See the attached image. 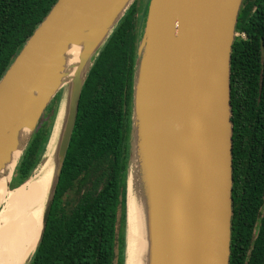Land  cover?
I'll use <instances>...</instances> for the list:
<instances>
[{"label": "water", "instance_id": "1", "mask_svg": "<svg viewBox=\"0 0 264 264\" xmlns=\"http://www.w3.org/2000/svg\"><path fill=\"white\" fill-rule=\"evenodd\" d=\"M136 1L58 0L0 80V139L7 140L0 148L1 160L14 150L17 126L31 132L12 171L9 190H15L11 184L16 168L47 109L59 95L55 128L65 101L42 232L27 264L44 236L86 80ZM242 4L243 0L149 3L137 52L127 181V213L130 185L138 201L143 185L150 188L149 264H230L231 59ZM79 38L83 44L79 65L72 82L63 86L56 76L61 58L65 47ZM53 135L54 131L38 167L21 186L43 165ZM127 257L126 250L125 264Z\"/></svg>", "mask_w": 264, "mask_h": 264}, {"label": "trees", "instance_id": "2", "mask_svg": "<svg viewBox=\"0 0 264 264\" xmlns=\"http://www.w3.org/2000/svg\"><path fill=\"white\" fill-rule=\"evenodd\" d=\"M57 1L0 0V80ZM138 1L86 80L51 214L29 264L126 263L134 77L146 16ZM236 33L246 38H236L231 59L230 264H264V0H243ZM52 118L33 135L11 189L24 184L41 162Z\"/></svg>", "mask_w": 264, "mask_h": 264}, {"label": "bare ground", "instance_id": "3", "mask_svg": "<svg viewBox=\"0 0 264 264\" xmlns=\"http://www.w3.org/2000/svg\"><path fill=\"white\" fill-rule=\"evenodd\" d=\"M79 38L76 44L65 47L62 64L56 74L60 84H70L78 68L83 44ZM65 107L60 111L52 141L43 165L36 176L17 188V197L5 201L15 190H9L12 171L28 140L30 129L21 125L12 138L14 150L0 158V264H27L34 253L42 232L44 204L50 192L55 170L58 138ZM7 140L0 139V148ZM153 203L150 188L143 185L138 201L132 184L128 201V257L127 264H149L152 242Z\"/></svg>", "mask_w": 264, "mask_h": 264}, {"label": "rangeland", "instance_id": "4", "mask_svg": "<svg viewBox=\"0 0 264 264\" xmlns=\"http://www.w3.org/2000/svg\"><path fill=\"white\" fill-rule=\"evenodd\" d=\"M150 1H151V0H139V1H138V6L141 7V8L144 10V12L146 13ZM61 93H62V92H61ZM63 96H64L63 98H65V97H66V93H65ZM62 105H63V106L65 105V101H64V100L61 101V106H62ZM59 106H60V97L57 99V101H56V103H55V105H54V109H53L52 113H48V112L46 111V113L44 114V116H43V118H42V120H41V123H43V122H47L51 117H53V118H52V120H53V126H52V129H51V133H52V131H55V130H54L55 128H53V127H54V121H55V118L57 117V113H58ZM41 123H40V125H41ZM40 125H39V126H40ZM55 125H56V124H55ZM36 174H37V171L34 173V176H36ZM17 190H18V189H17ZM17 190H15L10 196L6 197V198H5V201H8V200H10V199H14V198H16V197H17ZM46 201H47V200H46ZM0 210H2V208H0ZM2 212H3V210H2ZM2 212H1V213H2ZM1 213H0V214H1ZM127 214H128V213H127ZM127 224H128V222H127ZM126 238L128 239V225H127ZM126 250H127V255H128V246H127V249H126Z\"/></svg>", "mask_w": 264, "mask_h": 264}, {"label": "built area", "instance_id": "5", "mask_svg": "<svg viewBox=\"0 0 264 264\" xmlns=\"http://www.w3.org/2000/svg\"><path fill=\"white\" fill-rule=\"evenodd\" d=\"M238 37H241L242 39H245L246 38L245 34H239V33H237V38Z\"/></svg>", "mask_w": 264, "mask_h": 264}]
</instances>
